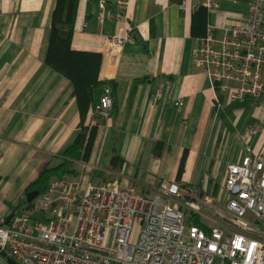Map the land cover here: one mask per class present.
<instances>
[{
    "label": "crops",
    "instance_id": "1",
    "mask_svg": "<svg viewBox=\"0 0 264 264\" xmlns=\"http://www.w3.org/2000/svg\"><path fill=\"white\" fill-rule=\"evenodd\" d=\"M118 1L79 0L72 48L103 55L100 76L115 83L116 109L99 122L90 108L84 125L98 124L91 155L70 162L58 177L86 174L145 193L176 181L219 196L231 162L246 156L253 167L264 162V96L230 103L194 66L204 37L193 27L204 0H131L123 11L130 41L115 54L109 39L125 25ZM56 3L0 0V219L43 218L35 205L27 208V189L44 169L68 160L65 151L83 132L73 83L46 62ZM249 12L248 0H221L208 10L207 35L213 26L223 36L224 27ZM166 80L170 87L158 96ZM2 251L0 264H22Z\"/></svg>",
    "mask_w": 264,
    "mask_h": 264
},
{
    "label": "built area",
    "instance_id": "2",
    "mask_svg": "<svg viewBox=\"0 0 264 264\" xmlns=\"http://www.w3.org/2000/svg\"><path fill=\"white\" fill-rule=\"evenodd\" d=\"M248 1L246 19L224 27L221 37L211 26L194 54V66L230 103L264 96V0ZM130 3L118 1L125 25L109 39L115 54L130 41ZM203 4L212 11L221 0ZM169 87L166 80L157 95ZM98 108L111 115L109 91ZM254 132L246 129L247 143ZM35 207L42 219H0V250L22 264H264V162L253 167L250 156L228 165L219 196L176 181L145 193L84 174L53 178Z\"/></svg>",
    "mask_w": 264,
    "mask_h": 264
},
{
    "label": "trees",
    "instance_id": "3",
    "mask_svg": "<svg viewBox=\"0 0 264 264\" xmlns=\"http://www.w3.org/2000/svg\"><path fill=\"white\" fill-rule=\"evenodd\" d=\"M79 0H57L56 7L52 17V30L50 44L48 48L46 62L47 64L67 77L74 86V93L78 100L80 114L82 116L83 132L76 141L65 151L64 161L58 168H46L39 177L30 184L27 192L38 191L39 195L28 202L24 198L27 208L31 209L37 200L45 192L53 177L62 175V170L66 172L67 165L78 159H89L92 147L96 138L98 124L85 126L86 116L93 108L94 116L99 122H104V116L99 111L101 98L109 91L114 103L113 114L116 109L113 90L115 83L101 78L100 71L103 64V55L94 52L76 51L72 48V37L74 24L78 11ZM199 26L193 27V34L198 37H206L208 10L202 6L200 10ZM196 28H203L196 31ZM184 162V159L182 163ZM24 206L20 203L16 211ZM15 211V213H16Z\"/></svg>",
    "mask_w": 264,
    "mask_h": 264
},
{
    "label": "water",
    "instance_id": "4",
    "mask_svg": "<svg viewBox=\"0 0 264 264\" xmlns=\"http://www.w3.org/2000/svg\"><path fill=\"white\" fill-rule=\"evenodd\" d=\"M38 195H39V192L38 191L28 192V194H27V201L28 202L33 201V199H35ZM11 218H12V215L9 216L8 220H10ZM2 254L3 255H7V252L6 251H2Z\"/></svg>",
    "mask_w": 264,
    "mask_h": 264
},
{
    "label": "rangeland",
    "instance_id": "5",
    "mask_svg": "<svg viewBox=\"0 0 264 264\" xmlns=\"http://www.w3.org/2000/svg\"><path fill=\"white\" fill-rule=\"evenodd\" d=\"M37 214H39L38 212H36Z\"/></svg>",
    "mask_w": 264,
    "mask_h": 264
}]
</instances>
